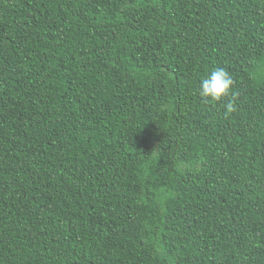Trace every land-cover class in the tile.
I'll return each instance as SVG.
<instances>
[{"label":"trees","instance_id":"16d2710c","mask_svg":"<svg viewBox=\"0 0 264 264\" xmlns=\"http://www.w3.org/2000/svg\"><path fill=\"white\" fill-rule=\"evenodd\" d=\"M0 264H264V0H0Z\"/></svg>","mask_w":264,"mask_h":264}]
</instances>
